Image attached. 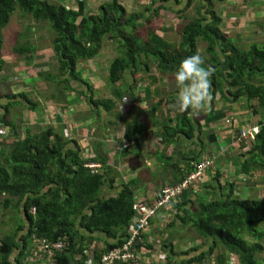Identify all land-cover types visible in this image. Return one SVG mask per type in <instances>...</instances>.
<instances>
[{
	"label": "trees",
	"instance_id": "1",
	"mask_svg": "<svg viewBox=\"0 0 264 264\" xmlns=\"http://www.w3.org/2000/svg\"><path fill=\"white\" fill-rule=\"evenodd\" d=\"M182 2L184 0H149L138 13L128 14L119 0H114L112 4L102 6L98 13L87 15L83 2L73 10L52 0H0V75L6 63L2 54V31L18 12L35 23H50L54 54L59 63V74L53 76L54 81L65 89H73L72 85L77 84V93L86 99L99 119L103 113L113 112L116 102L127 94L118 87L126 74L132 77L131 88L148 80L147 97L154 100L155 108L165 109L174 104L176 94L156 98L152 86L159 79L174 76L184 58L199 53L205 66L214 69L212 98L204 110L208 111L207 124L232 116L229 115L231 111L219 110L215 103L217 99L223 105H234L241 99L251 103L250 110L261 131L255 141H250V147L244 146L247 150L241 154L240 162L241 174L254 180L264 175V43L243 49L222 32L221 18L215 6L224 0H187L184 6ZM162 12L186 18L177 30L179 41L167 38V28L160 22ZM105 37L122 48L109 73L115 88L113 100L95 99L93 88L77 72L79 62L91 60L100 53ZM200 42L206 44L204 49ZM13 51L15 59L32 62L38 47L27 39ZM3 100L8 103L2 104ZM25 103H30L27 95L3 94L0 89V124L15 132L16 124L9 120V111ZM34 107L37 105H32L31 109ZM169 115L167 125L160 133L164 149L179 140L195 139L196 123L201 128L199 116L191 117L177 109ZM115 124L111 123V126ZM145 133L146 129L139 123L130 121L126 124L125 137L136 149ZM217 140L216 135L209 136L210 143ZM239 141H244L242 133ZM80 154L75 140L65 139L52 129L41 133L27 131L17 138L16 145L9 151L0 149V202L3 208L0 228L7 225L13 228L0 241V264H24L32 240L62 241V251L54 252V264H86L90 254L85 243L109 238L111 243H107L103 251L94 252L95 261L99 263L104 253L128 240L136 215L132 211L135 198L130 190L135 183L124 184L117 197L103 199V190L106 186L113 188L115 183L111 172L107 174L101 170L105 165L104 157L93 159L100 164V169L92 170L88 167L92 165L91 161ZM199 157L200 154L192 162L191 173L196 171L195 166L206 160L214 162L215 167L211 156L197 160ZM221 175L219 171L215 173L212 184L202 188L201 198L183 199L175 204L178 214L173 225L181 223L189 228L187 233L196 234L201 244L182 252L170 244L172 256L168 254V257L185 256L183 264H195L220 249L218 264L226 263V253L237 254L241 264H264V230L260 228L264 223V201L245 200L237 182ZM33 209L37 212L33 213Z\"/></svg>",
	"mask_w": 264,
	"mask_h": 264
},
{
	"label": "crops",
	"instance_id": "2",
	"mask_svg": "<svg viewBox=\"0 0 264 264\" xmlns=\"http://www.w3.org/2000/svg\"><path fill=\"white\" fill-rule=\"evenodd\" d=\"M54 1L73 10H77V4L83 2L87 15L96 14L102 6L114 2V0ZM186 2L187 0H184L182 6ZM148 3L149 0H119V4L127 10L128 14L138 13L142 6ZM174 5L176 4L174 3ZM215 7L221 18L222 32L231 36L241 48L248 49L250 45L264 43V0H224L222 4ZM185 21V17H177L171 12L161 13L160 22L165 24L166 36L172 41H179L180 36L177 30L179 25ZM33 24L39 25L35 22ZM27 38H31L28 40L38 47L34 61L23 62L12 57L16 65L18 64L19 67L22 65L21 74H16L15 83L11 79H5L3 77L5 63L4 71L0 75V89L3 94L9 92L25 94L30 103L14 106L9 111V120L16 124L15 132L0 124V149L9 151L16 145L17 138L27 131L41 133L52 129L65 139L75 140L80 148L81 157L91 161L90 164L97 165L93 159L98 156L104 157L105 165L101 170H105L107 174L111 172L110 175L115 183L111 189L106 186L101 196L103 199L115 198L121 192L124 184L135 183L130 189L134 194L135 204L149 205L154 204L157 194L163 188L173 187L189 176L192 162L196 156L200 154L197 160L211 156L215 161L214 169L208 171L200 183L186 193L183 201L201 198L202 188L212 184L217 171L228 180L237 182V187L245 200L264 201V175L261 174L254 180L242 175L240 156L243 153L240 152L239 156H234L231 152L232 148H229V146L239 145L236 141L235 129L251 127L248 119L254 121L253 113L250 110L251 103L247 99H241L234 105L219 103V110H233L234 112L232 116L224 118V120L212 121L207 124L205 117L208 115V111L200 113L198 120H200L201 128L196 123L195 139L186 142L179 140L172 146H165L164 149L160 143V133L161 129L167 125L169 112H173L174 108L172 103L165 109L154 107V100L147 97V91L150 89L148 80L140 82L136 88H131L132 77L126 74L125 79L119 83L118 87L122 91H127V94L121 101L116 102L113 112L103 113L102 118L99 119L92 113L86 99L77 93L79 89L77 84L72 85L75 90L65 89L63 85L54 81L53 76L59 74V63L52 45L53 35H46L38 31ZM21 39H23L22 35ZM121 50L119 44L105 37L103 47L95 58L78 63L77 72L82 74V78L93 88L95 99H114L115 88L111 83L109 73L112 62L120 56ZM152 73L155 74V71ZM62 80L63 78L60 79V81ZM2 83L7 84L5 86L9 87L8 91L3 92L5 86ZM177 91L174 76L159 79L152 86V92L156 98H165L176 94ZM7 103V100L2 101V104ZM34 104L37 105V108L31 109ZM231 120L234 122L229 124ZM130 121H137L143 125L146 133L140 139L137 149L132 147L128 151L121 150V145L128 141L125 133L126 124ZM111 123L116 124L111 126ZM211 135H216L218 140L210 143L209 136ZM224 145L228 146L225 151L216 150V147ZM163 150L165 152H162ZM107 167L112 171L107 170ZM258 170L256 169V171ZM32 212L37 211L33 209ZM2 214L3 208L0 202V221ZM177 214L175 206H171L151 220L142 234L141 245L137 247V261L127 264H183L185 256L175 255L169 259L168 254L172 256L170 244L174 248H180L176 251L182 252L193 249L201 242L197 240L196 235L187 233L189 228L181 223L173 225ZM170 224L173 225L172 228L169 227ZM12 230V225L0 228V241L3 235ZM43 241L32 240L29 242L24 264H54L53 255L43 247ZM107 243H111V239L106 238V241H103L102 238L101 241H95L92 244L85 243V246L89 247L90 254L86 264H100L101 262L95 261L94 252L103 251ZM165 245L166 249H164ZM262 245L264 246V239ZM219 253H221L220 249L212 256L195 264H218ZM225 264H241L240 258L235 253H226Z\"/></svg>",
	"mask_w": 264,
	"mask_h": 264
},
{
	"label": "built area",
	"instance_id": "3",
	"mask_svg": "<svg viewBox=\"0 0 264 264\" xmlns=\"http://www.w3.org/2000/svg\"><path fill=\"white\" fill-rule=\"evenodd\" d=\"M261 129L259 126L248 127L242 131V139L250 141H255L259 135ZM1 134V131H0ZM134 147V143L125 142L121 146V150H127ZM213 162L206 160L201 162L200 165L195 166L194 172H192L185 180L173 187H165L157 194V200L154 205H148L143 203H137L132 207V211L135 212L134 217V227L129 231L128 240L116 249H112L109 252L104 253L101 256L100 264H127L131 262H136L137 257V247L141 243V235L144 230L149 225L150 220L155 219L158 214L173 206L179 200H183L184 195L195 185L198 180L204 176L212 168ZM92 170L100 169L99 165H89ZM214 167V166H213ZM43 247L46 251L54 255L56 251H62L63 243L61 242H49L44 240Z\"/></svg>",
	"mask_w": 264,
	"mask_h": 264
},
{
	"label": "clouds",
	"instance_id": "4",
	"mask_svg": "<svg viewBox=\"0 0 264 264\" xmlns=\"http://www.w3.org/2000/svg\"><path fill=\"white\" fill-rule=\"evenodd\" d=\"M213 73L214 69L205 66V60L199 53L184 58L174 72L178 91L172 107L191 117L199 116L212 98Z\"/></svg>",
	"mask_w": 264,
	"mask_h": 264
},
{
	"label": "rangeland",
	"instance_id": "5",
	"mask_svg": "<svg viewBox=\"0 0 264 264\" xmlns=\"http://www.w3.org/2000/svg\"><path fill=\"white\" fill-rule=\"evenodd\" d=\"M52 2L55 3L54 0H52ZM192 15H193V13H191V16ZM33 23L34 22L32 21L31 18H23L20 16V13L18 12L12 17L8 26L5 29H3V31H2V35L4 37V47H3L2 53H3L4 59L6 61V68H5V73H4L3 77L5 79L7 78V79L13 80V83H15L14 78H16V74H21L20 71L22 70V65H21V67H19V65L18 64L16 65L12 60L13 54L15 52V51H13L14 47L18 44L24 43V41H26L27 39H31V38H27V37L31 36L32 33H34V32L39 31V32H43L46 35H53V32L49 26L50 23L49 24L48 23H40L39 25L33 24ZM33 29H35V30L33 31ZM21 35L23 36V39H21ZM200 45H201V49H204L206 47V44L203 42H200ZM2 84L5 86L6 83L5 84L2 83ZM8 90H9V87H6V86L3 87V92L8 91ZM215 103L217 106H219V100L218 99L215 101ZM233 113L234 112L232 110L231 112H229V115H232ZM248 120L250 121L249 123H250L251 127L258 126L255 117H254V121H252V119H248ZM134 122L138 123L137 121H134ZM252 123H254V124H252ZM234 133H235L237 144H239V145L236 147L229 146V148H232L231 152L234 156H239L240 152L244 153L247 150L244 146L250 147L251 142H249V145H248L246 143V142H248L247 140L238 141L240 139L241 133H242L241 127L236 128ZM227 148H228V146L224 145L222 147H216V150H218L219 152H222L223 150L225 151ZM240 164H241V162H240ZM213 166H214V162H213L212 167ZM256 169H259V167H257ZM204 176H202L196 184H199L200 180ZM196 184L193 185L192 187L196 186ZM242 197L244 198V196H242ZM175 204H174V206H175ZM260 228L264 229V223L262 225H260ZM194 235H196V234H194ZM258 258H259V256H258Z\"/></svg>",
	"mask_w": 264,
	"mask_h": 264
}]
</instances>
